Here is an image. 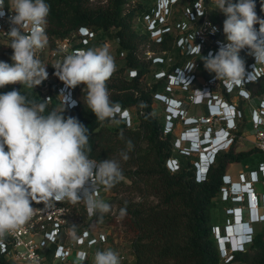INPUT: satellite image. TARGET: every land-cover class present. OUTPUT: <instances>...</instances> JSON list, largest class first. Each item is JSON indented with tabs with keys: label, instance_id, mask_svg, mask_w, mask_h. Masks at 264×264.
Here are the masks:
<instances>
[{
	"label": "trees",
	"instance_id": "1",
	"mask_svg": "<svg viewBox=\"0 0 264 264\" xmlns=\"http://www.w3.org/2000/svg\"><path fill=\"white\" fill-rule=\"evenodd\" d=\"M132 0H108L104 6L92 7L89 0H45L50 5L47 17L48 32L52 38L66 37L80 26H89L102 32L114 28V38L117 41V52H126V64L115 71L107 81V88L112 102H119L123 108L132 109L135 118L133 127H126L120 122L114 125L110 121L100 122L84 102L86 89L81 93V103L72 110L64 108L62 115L76 117L89 130V143L92 147L90 158L97 161L115 159L119 161L123 179L110 189L111 192H129L130 197H122L118 204V218L108 219V223L117 225L118 221L126 231L130 241L134 262L132 264H232L241 261L243 264H264V230H257L251 247L257 248L256 257L251 263L246 262V256L241 251L232 254L231 259L224 261L221 255L215 227L219 226L224 234V225L216 224L214 209L228 201L218 198L223 176L228 172L232 162H242L261 153L253 146L247 150H235V145L228 151L218 155L216 163L211 166L204 181L196 180L194 161L196 156L177 153L180 159V169L172 172L167 166V159L173 155V143L177 138L176 129L164 134L166 113L164 109L157 110L153 104L155 94L165 90L169 77L161 79L153 75L149 69L152 60L139 56L140 44L152 41V49L162 54L178 50L179 58L171 66L169 72H174L178 66H183L191 55L182 53L177 46V23L181 18L175 16L172 32H164L160 42L151 37L150 31L139 23L144 21V15L152 13L157 7L155 0H138L136 6L126 4ZM199 0H190L187 7L195 11L194 4ZM206 4L209 0H203ZM233 2H236V0ZM255 12L264 19V0H254ZM175 4L172 5L173 9ZM207 7V6H206ZM208 13V9L206 11ZM172 16V14H171ZM205 16H197L195 27H190L185 34L192 33L200 27ZM178 19V20H177ZM259 28V27H258ZM257 29V28H256ZM10 51L13 52L10 47ZM207 49L203 51L205 53ZM249 51V50H248ZM156 53V54H157ZM250 56V55H249ZM246 60L245 65L249 62ZM159 64L156 70L166 67ZM134 68L138 75L129 78L126 70ZM206 70V69H205ZM207 71V70H206ZM208 72V71H207ZM208 77L215 75L208 72ZM86 88V86H85ZM20 90L22 94L37 102L46 101L36 92L20 89L15 85L0 88V93ZM34 90V88L32 89ZM252 101L258 103L264 95V73L253 83L249 84ZM179 90H174L177 95ZM224 97L233 101L237 92H223ZM184 99V97H182ZM245 100L238 98V107L243 109ZM60 111L56 96L47 102L46 111ZM131 140L134 150L128 153L129 159L124 161L121 150L126 149V141ZM263 155V154H262ZM264 159L249 165L255 168ZM101 194L106 190L101 185ZM140 197L136 199L135 196ZM151 196L157 201L150 200ZM71 210L68 227L75 225L76 231L90 228L93 219L101 220L99 213L87 218L88 212L83 202L68 203ZM55 245L48 253L52 261ZM69 263V262H68ZM66 263V264H68ZM0 264H20L0 254Z\"/></svg>",
	"mask_w": 264,
	"mask_h": 264
},
{
	"label": "clouds",
	"instance_id": "2",
	"mask_svg": "<svg viewBox=\"0 0 264 264\" xmlns=\"http://www.w3.org/2000/svg\"><path fill=\"white\" fill-rule=\"evenodd\" d=\"M255 7L254 0H215L216 10L226 17V43H221L215 53L210 51L201 57V46L191 38L189 53L201 57L205 69L229 88L242 84L246 76L241 50L247 48L256 65H264V19L258 18ZM9 9L15 15L9 16L10 29L4 34L9 39L7 46L13 50V63L0 61V88L19 83L33 89L48 78L46 65L37 53L49 43L45 29L50 5L45 0H9ZM4 14L0 11V17ZM216 31L213 27L212 32ZM53 67L67 88L86 86L84 102L98 121L120 123L117 117L122 106L110 100L107 88V81L116 71L107 45L65 55ZM187 68H194L193 61ZM48 100L37 102L15 89L0 93V238L14 233L36 214L33 202L45 207L57 202H83L90 215L107 213L110 205L95 195L97 185H103L107 191L123 179L119 161L90 158L88 128L74 116L65 118L64 107L59 112L46 111ZM123 116H127L126 111ZM134 147L131 140L126 141L127 150L120 152L124 161ZM250 227L251 223L245 221L234 235L226 228L224 234L220 231V237H216L223 257L244 251L252 243L248 241ZM68 235L73 240L78 238L75 225L68 228ZM86 257L85 252L77 254L79 261ZM92 264L121 261L117 251L107 248L96 250Z\"/></svg>",
	"mask_w": 264,
	"mask_h": 264
},
{
	"label": "built area",
	"instance_id": "3",
	"mask_svg": "<svg viewBox=\"0 0 264 264\" xmlns=\"http://www.w3.org/2000/svg\"><path fill=\"white\" fill-rule=\"evenodd\" d=\"M155 1L157 7L152 9V13L144 15V22L151 33V37L160 42L164 32L173 31L172 22H170L172 18L171 7L179 0ZM198 3L199 1L194 4L195 11L188 7V15H191L193 20L198 15L206 16L205 10L200 8L201 4ZM0 4L3 6L0 11L5 13L4 16L0 17V37L5 38L9 43V39L4 33L10 29L9 16L15 15V13L9 9V0H0ZM199 12H203V15H200ZM176 27L177 33H180L177 36V46L182 53L195 57L198 55L190 54L188 51L189 45L192 44L191 38L194 37V44L201 46L200 54H202L207 49L208 39L216 37L217 32H220L217 23L211 26V29L215 27L217 32H210L209 34L207 33L208 27L203 26V23L194 32L187 34L185 32L190 28L187 21L178 22ZM45 30L49 43L45 49L37 53V57L46 65L48 78L40 85L35 86L34 89L45 100L51 98L47 102H51L56 96L60 105L69 110L77 108L81 103V93L85 89V85L80 84L75 88H67L55 75L56 69L53 64L61 61L65 55L78 50L107 45L108 49L112 46L115 47L118 57L126 62V52H117V41L112 29L109 32H102L89 26H80L63 38L50 37L48 25H46ZM258 30L259 28H257ZM217 41L220 43H216L214 47L210 48L213 53L219 50L221 43H224L219 39ZM147 59L152 60L151 62L157 65L167 64L166 62L172 60L166 52L149 54ZM252 59V62L245 65L246 76L242 84L234 85L231 88L215 79V75L207 77L205 82L197 86L200 62L193 59L188 60L183 66L176 67L173 73L163 68L154 71V76L158 79L165 76L169 77L165 92L191 91L188 100L162 92L156 93L155 99L166 105L163 130L165 135L173 132L176 125L180 123L183 125L184 129L178 133L173 143V151L182 155L196 156L194 166L198 182L207 178L210 167L216 163L219 154L228 151L233 145L244 139L242 120L245 117V111L238 107L237 101L225 99L223 92H237L239 98L252 101L249 84L256 81L264 73V65H256L254 57ZM191 61L194 63V68L188 69ZM249 74H252L250 78H248ZM127 75L129 78L136 77L138 70L130 68ZM216 86L219 87L220 91ZM190 104L194 106L205 105L207 113L191 115L188 109ZM256 104L250 114L254 136L253 143L264 155V95ZM124 111L127 112L126 117L123 116ZM134 118L135 115L129 107H122V113L117 117L120 122L125 123L126 127L135 125ZM218 149L221 150L218 151ZM167 166L172 172L178 171L180 159L176 155L170 156L167 159ZM259 186L262 189H259ZM101 190V185H97L95 195L98 198ZM218 198L230 203L227 209L230 218H228V223L224 225V228L229 230L231 227L239 224L242 226L245 221H249L251 227L247 231L248 241L253 242L256 225L264 224V159L255 168L245 165L244 169L239 171L237 179L227 172L223 176V184ZM68 203L57 202L51 207H45L43 203L33 202L32 207L38 211L20 229L0 238V254L20 264H66L73 257L77 259L78 253L85 252L87 257L81 262H88L92 249L107 242L109 236L105 232H96L90 227L82 229L80 232L76 231L78 238L70 240L67 224L70 220L71 210ZM88 215L93 216L89 213ZM220 231L221 228L216 226V236L220 237ZM54 245L56 247L53 251L52 261H50L47 256ZM119 256L122 262L125 255Z\"/></svg>",
	"mask_w": 264,
	"mask_h": 264
},
{
	"label": "rangeland",
	"instance_id": "4",
	"mask_svg": "<svg viewBox=\"0 0 264 264\" xmlns=\"http://www.w3.org/2000/svg\"><path fill=\"white\" fill-rule=\"evenodd\" d=\"M138 0H132L130 3H127L125 6L126 8L129 6H136V2ZM190 0H179L173 7V9L171 10L172 13V18L171 21L172 24L175 21V16H178L177 18H181V20L187 21L189 27H195V21L192 19L191 15H188V7L187 5L189 4ZM235 1V0H234ZM108 3V0H89V5L92 7H98V6H104ZM201 4V7L203 10H205L206 16L204 18V22H203V26H207L208 27V31L207 33L209 34L210 32H212L211 26L214 23H217V27L219 28L218 30H220V32H217L218 35L214 38H209L208 39V44L206 45L207 51L205 53L200 54L201 57L203 56H207L208 53L210 52V48L214 47V45L216 43H220L217 40H221L224 43H226V39H225V35L223 33V21L226 18L224 16L223 13H221L219 10H216L215 8V0H209V2H207L206 4L204 3L203 0H199V3ZM200 6V5H199ZM207 6V7H206ZM208 9V13L206 12ZM177 19V20H178ZM139 23H141V25L143 27L146 26V23L144 21H140ZM210 27V28H209ZM255 28L259 27V24L254 25ZM114 28H112V33L114 34ZM177 35H179L180 33H176ZM8 40H6L5 38L0 37V61H4L7 62L9 64H12L13 61L11 60V56L13 54V52L10 51V47L7 46ZM109 53L113 56L115 64H116V71L119 70L120 68L124 67L126 62L123 59H120L118 57V55L116 54V50L115 47H110L109 49ZM157 53L152 49V41L148 40V41H144L140 44L139 47V56L143 57L144 59H147V56H149V54H154ZM159 54V53H157ZM163 54V53H162ZM167 56L171 57L172 60L169 62H166L167 65L166 67H161L163 69H165L166 71H169V69L171 68V66L177 61V58H179V54H178V50H174V51H170L167 52ZM240 56L245 60L250 61L253 56H249L248 55V49H243L240 52ZM201 57L199 56H192V58L189 59H193L196 62H200V69L198 71L199 74V79H198V83L196 84L197 86L201 85L203 82H205L206 78L208 77L209 73L205 70L204 67V62L201 59ZM158 65L157 64H153L152 62L149 63V69L153 71V75H154V71L157 69ZM127 73V70L124 74ZM12 85V84H10ZM16 87H19L20 89L23 90H28V92H30L31 94H33L32 92H35V89L32 90L30 88H27L24 85H21L19 83L13 84ZM218 87V86H216ZM218 91L219 87L217 88ZM162 93H167L168 95H173L170 92H165V90L162 91ZM191 94V91H179V93L177 94L178 97H184V100H188V96ZM238 94H236L233 98V101H238ZM226 99V98H225ZM257 104L253 101H245L244 105H243V109L245 111V117L242 120V132L243 135L245 137V141L243 142L242 140H240L239 142H237V144L235 145V150H247V149H251L254 146L253 140H254V136H253V129H252V125H251V121H250V114H251V110L256 106ZM153 106L157 109V110H161L164 109L165 113H166V105H164L163 102H160V105H158V102L155 101ZM161 108V109H160ZM188 109L191 115H201L204 113H207V107L205 105H199V106H194V105H188ZM114 125H116L115 123H113ZM184 127L183 125H181V123L179 124V129H178V133H180L181 130H183ZM177 152L173 151V155H176ZM263 157L262 153H258L256 156L249 158L246 161H242V162H232L231 165L229 166L228 172L233 176V178L238 177V173L240 170L244 169L245 164L249 163V164H253L258 162L261 158ZM259 189H262L261 186L258 187ZM135 193H132L131 196H133ZM135 196V195H134ZM122 197H130V193L129 192H111L110 190L105 191L103 194H100L99 198L103 199L106 203H108L110 205V209L107 213L101 214L99 213L100 216H103V218L101 220H97V219H93L89 222V227H91L94 231L96 232H105L108 234L109 236V240L105 243H102L101 246L99 247V245L96 247V250H104L107 248H112L113 250L117 251L119 253V255H125V259L121 262V264H132L134 262V255L132 252V248H131V244L130 241L128 240V236L126 235V231L124 229V226H122L121 222L118 221L117 225H113L108 223V219L111 220L112 218H118V204L119 201L121 200ZM136 199H140V197L135 196ZM150 200H154L157 201V199L153 196H151ZM230 206V204L225 205V204H221L219 207L214 209V216H215V220H216V224H219L221 226L225 225L226 223H228V218H230V214L227 213V209ZM72 219L76 220L77 218L75 216H71ZM92 217V216H91ZM89 215L87 216L88 220L89 218H91ZM255 229L257 230H264V224H258L256 225ZM70 238V237H69ZM71 240V238H70ZM106 244V245H105ZM250 243L244 251H241L243 254H245L246 256V262L251 263L254 258L257 255L258 249L257 248H253L251 247ZM233 257L232 254H227L226 257H223V260L226 262L228 260H233L231 259ZM72 264H80L77 260H73V262H71ZM70 264V263H68ZM232 264H243V262L241 261H234Z\"/></svg>",
	"mask_w": 264,
	"mask_h": 264
},
{
	"label": "crops",
	"instance_id": "5",
	"mask_svg": "<svg viewBox=\"0 0 264 264\" xmlns=\"http://www.w3.org/2000/svg\"><path fill=\"white\" fill-rule=\"evenodd\" d=\"M174 96H176V97H178V95H174ZM178 129H179V124H178V126H177V129H176V133H177V135H178ZM243 142L245 141V137H244V139L242 140ZM231 165V164H230ZM235 234V233H234ZM106 245V244H105ZM101 246V245H100ZM99 246V247H100ZM97 247V246H96ZM96 247L94 248V249H92V252L90 253V255H89V260H88V262H81V261H78L75 257H73V258H71L70 259V261H69V263L70 264H72L71 262H73V260H77L80 264H92V258H93V255H94V253L96 252ZM100 250H102V249H100Z\"/></svg>",
	"mask_w": 264,
	"mask_h": 264
},
{
	"label": "bare ground",
	"instance_id": "6",
	"mask_svg": "<svg viewBox=\"0 0 264 264\" xmlns=\"http://www.w3.org/2000/svg\"><path fill=\"white\" fill-rule=\"evenodd\" d=\"M242 228V226L239 224V225H236V226H234V227H231V228H229V231H230V234L232 235H234V231H239L240 229Z\"/></svg>",
	"mask_w": 264,
	"mask_h": 264
}]
</instances>
